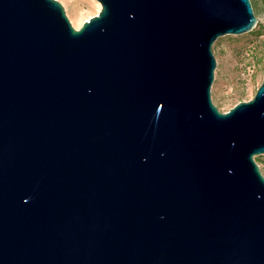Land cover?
Segmentation results:
<instances>
[{"label": "water", "instance_id": "1", "mask_svg": "<svg viewBox=\"0 0 264 264\" xmlns=\"http://www.w3.org/2000/svg\"><path fill=\"white\" fill-rule=\"evenodd\" d=\"M0 0V264H264V74L211 101L250 0Z\"/></svg>", "mask_w": 264, "mask_h": 264}, {"label": "rangeland", "instance_id": "2", "mask_svg": "<svg viewBox=\"0 0 264 264\" xmlns=\"http://www.w3.org/2000/svg\"><path fill=\"white\" fill-rule=\"evenodd\" d=\"M56 1L63 7L75 30L95 17L101 8L95 0ZM250 2L257 21L252 32L221 37L212 46L216 67L211 101L221 113H227L238 103L252 99L263 79L264 0ZM258 157L257 164L264 177V155Z\"/></svg>", "mask_w": 264, "mask_h": 264}, {"label": "trees", "instance_id": "3", "mask_svg": "<svg viewBox=\"0 0 264 264\" xmlns=\"http://www.w3.org/2000/svg\"><path fill=\"white\" fill-rule=\"evenodd\" d=\"M252 6V5H251ZM253 30V29H252ZM250 32H252V31H250ZM260 159V157H257L255 160H256V162H258V160Z\"/></svg>", "mask_w": 264, "mask_h": 264}]
</instances>
